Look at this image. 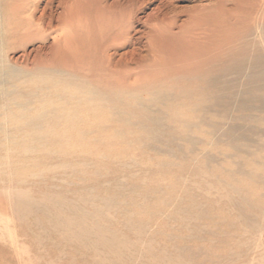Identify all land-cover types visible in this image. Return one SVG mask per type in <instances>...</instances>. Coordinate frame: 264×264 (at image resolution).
I'll return each mask as SVG.
<instances>
[{
  "label": "rangeland",
  "instance_id": "1",
  "mask_svg": "<svg viewBox=\"0 0 264 264\" xmlns=\"http://www.w3.org/2000/svg\"><path fill=\"white\" fill-rule=\"evenodd\" d=\"M2 1L0 264H264L258 31L221 60L229 90L210 108L204 78L152 74L148 45L162 29L200 37L215 0H88L127 30L108 54L129 76L110 86L49 61L79 0Z\"/></svg>",
  "mask_w": 264,
  "mask_h": 264
},
{
  "label": "bare ground",
  "instance_id": "2",
  "mask_svg": "<svg viewBox=\"0 0 264 264\" xmlns=\"http://www.w3.org/2000/svg\"><path fill=\"white\" fill-rule=\"evenodd\" d=\"M215 1V11L210 18L212 24L201 32L200 37L192 38L187 32L174 34L162 29L161 32L149 36L148 45L152 74L155 77H162L164 74L177 75L185 69L196 78H204V88L208 93L203 95L198 86L193 92L200 96L207 106L210 104V108L214 104L212 89L216 85L221 84L229 90L226 80L218 79L217 71L224 57L233 60L237 58L236 47L240 40L251 32L258 31L257 36L264 52V0ZM225 3H231L235 11L225 10ZM22 11L23 9H17L16 12ZM63 21L71 24L73 36L68 35L65 41L54 49L50 62L58 61L63 65L62 68L73 76L95 78L102 86L120 85L127 80L129 74L117 70L108 54L112 45L126 34L127 30H122L111 20L103 19L101 14L89 8L88 0L77 1L72 9L64 13ZM22 28L23 32L29 34L28 26ZM252 51L253 47L249 46L245 55H251ZM261 58V64L259 61L255 65V68L261 66V71L247 78V93L257 95L263 91L264 55ZM38 61L46 62L37 58Z\"/></svg>",
  "mask_w": 264,
  "mask_h": 264
}]
</instances>
